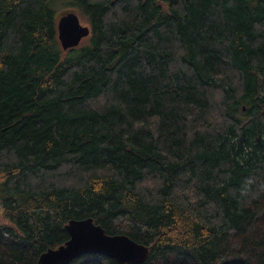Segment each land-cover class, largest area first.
<instances>
[{
	"label": "trees",
	"instance_id": "trees-1",
	"mask_svg": "<svg viewBox=\"0 0 264 264\" xmlns=\"http://www.w3.org/2000/svg\"><path fill=\"white\" fill-rule=\"evenodd\" d=\"M85 218L141 264H264V0H0V264Z\"/></svg>",
	"mask_w": 264,
	"mask_h": 264
},
{
	"label": "water",
	"instance_id": "water-1",
	"mask_svg": "<svg viewBox=\"0 0 264 264\" xmlns=\"http://www.w3.org/2000/svg\"><path fill=\"white\" fill-rule=\"evenodd\" d=\"M78 17L64 12L59 20V38L64 48L77 46L88 34ZM70 239L56 249L42 253L38 264H70L86 254H102L120 264H141L149 256L150 248L138 243L126 234H108L93 218L71 219L66 225Z\"/></svg>",
	"mask_w": 264,
	"mask_h": 264
},
{
	"label": "rangeland",
	"instance_id": "rangeland-1",
	"mask_svg": "<svg viewBox=\"0 0 264 264\" xmlns=\"http://www.w3.org/2000/svg\"><path fill=\"white\" fill-rule=\"evenodd\" d=\"M63 6V2L62 3H59L58 5H57V7L58 8H60L61 9V7ZM83 26H88V23L85 21V20H83V19H81V22H80Z\"/></svg>",
	"mask_w": 264,
	"mask_h": 264
}]
</instances>
